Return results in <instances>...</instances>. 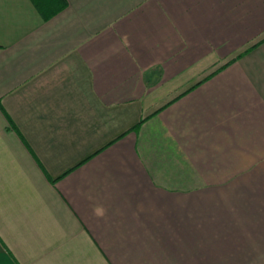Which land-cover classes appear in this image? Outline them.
<instances>
[{
	"label": "crops",
	"instance_id": "0c3cea01",
	"mask_svg": "<svg viewBox=\"0 0 264 264\" xmlns=\"http://www.w3.org/2000/svg\"><path fill=\"white\" fill-rule=\"evenodd\" d=\"M0 0V264H264V0Z\"/></svg>",
	"mask_w": 264,
	"mask_h": 264
},
{
	"label": "trees",
	"instance_id": "16d2710c",
	"mask_svg": "<svg viewBox=\"0 0 264 264\" xmlns=\"http://www.w3.org/2000/svg\"><path fill=\"white\" fill-rule=\"evenodd\" d=\"M44 20H49L66 6V0H31Z\"/></svg>",
	"mask_w": 264,
	"mask_h": 264
}]
</instances>
